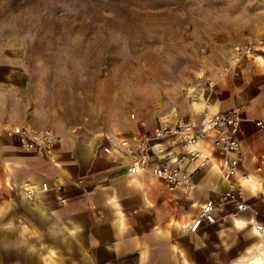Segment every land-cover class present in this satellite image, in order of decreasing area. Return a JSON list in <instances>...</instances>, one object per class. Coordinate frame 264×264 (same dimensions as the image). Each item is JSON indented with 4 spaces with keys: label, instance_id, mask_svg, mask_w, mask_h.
Segmentation results:
<instances>
[{
    "label": "rangeland",
    "instance_id": "obj_1",
    "mask_svg": "<svg viewBox=\"0 0 264 264\" xmlns=\"http://www.w3.org/2000/svg\"><path fill=\"white\" fill-rule=\"evenodd\" d=\"M247 37L264 45V0H0V102L59 137L149 130L199 93L240 105L220 71Z\"/></svg>",
    "mask_w": 264,
    "mask_h": 264
},
{
    "label": "crops",
    "instance_id": "obj_2",
    "mask_svg": "<svg viewBox=\"0 0 264 264\" xmlns=\"http://www.w3.org/2000/svg\"><path fill=\"white\" fill-rule=\"evenodd\" d=\"M237 69L230 102L246 105L245 118H264V45ZM198 96L190 102L194 112L208 104L211 111L233 107L219 104L208 92ZM9 119L0 102V126ZM251 125L242 124L236 154L239 174L249 173L252 181L235 176L248 205L240 219L229 215L232 203L218 200L226 183L215 152L208 151L211 160L203 166L188 164L197 187L185 194L169 191L149 174H129L125 163L99 149V136L63 132L51 159L23 152L12 138L0 136V264H231L252 242L262 241L251 225L264 223L260 192L251 183L264 184V129ZM42 182L63 187L33 199L20 189ZM210 198L216 222L190 231Z\"/></svg>",
    "mask_w": 264,
    "mask_h": 264
},
{
    "label": "built area",
    "instance_id": "obj_3",
    "mask_svg": "<svg viewBox=\"0 0 264 264\" xmlns=\"http://www.w3.org/2000/svg\"><path fill=\"white\" fill-rule=\"evenodd\" d=\"M254 37H247L243 42L234 44L228 56L227 63L222 66L221 77L238 75V66L242 60L252 56L257 50ZM209 85L212 82L209 81ZM244 103L227 110H217L212 113L201 111L186 115L176 114L158 120L149 130H136L127 134H115L103 130L98 132L100 137L99 149L114 158L115 162H123L129 174L144 173L161 180L169 191H181L185 194L197 187L193 172L188 164L199 162L205 165L211 160L210 152L219 154V170L226 188L218 196L220 202L234 205L229 213L231 218L240 219V213L248 208L244 201V185L235 180L240 172L239 160L236 157L241 150L242 124L252 122L259 129H264V118H245ZM0 136L12 138L23 152L34 153L41 158L51 159L60 140L59 135L49 127H38L30 124L8 121L0 126ZM208 149V150H207ZM210 151V152H208ZM261 170V165L255 168ZM249 180V173H241ZM250 181V182H249ZM79 182H83L80 179ZM261 196L264 217V184L255 183ZM62 183L51 186L42 182L37 188L33 184L20 186L22 192L33 199L40 192L53 189L62 190ZM65 202L64 198L59 199ZM215 200L207 199L200 207L199 213L189 226L195 231L203 222L214 223ZM254 234L262 238V256H264V223L251 222Z\"/></svg>",
    "mask_w": 264,
    "mask_h": 264
},
{
    "label": "bare ground",
    "instance_id": "obj_4",
    "mask_svg": "<svg viewBox=\"0 0 264 264\" xmlns=\"http://www.w3.org/2000/svg\"><path fill=\"white\" fill-rule=\"evenodd\" d=\"M195 105H198V104H195ZM205 109H206L207 113L214 112V111H211L209 104L205 108H202L200 111H204ZM200 111H198V112H200ZM164 112H165V114L170 115L171 113H174L175 110H174V108L170 107V108L166 109ZM165 117H167V116H163V117H161V119H163ZM239 176L242 177L240 180L241 182L245 183L247 181L246 178L244 179V176H242V174L241 175L239 174ZM251 184L255 185L254 183H251ZM253 231L255 232L254 229H253ZM231 264H264V256H262V242H261V240H256V241L252 242L251 245H248L245 248V250L243 251V253Z\"/></svg>",
    "mask_w": 264,
    "mask_h": 264
}]
</instances>
